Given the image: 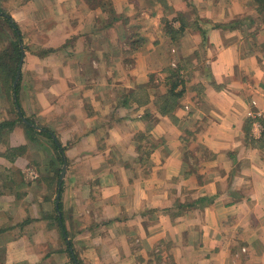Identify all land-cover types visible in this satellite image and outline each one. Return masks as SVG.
Returning a JSON list of instances; mask_svg holds the SVG:
<instances>
[{
	"label": "crops",
	"instance_id": "crops-1",
	"mask_svg": "<svg viewBox=\"0 0 264 264\" xmlns=\"http://www.w3.org/2000/svg\"><path fill=\"white\" fill-rule=\"evenodd\" d=\"M0 10L22 36L18 113L59 146L36 160L28 130H0V264H264V0Z\"/></svg>",
	"mask_w": 264,
	"mask_h": 264
},
{
	"label": "rangeland",
	"instance_id": "rangeland-1",
	"mask_svg": "<svg viewBox=\"0 0 264 264\" xmlns=\"http://www.w3.org/2000/svg\"><path fill=\"white\" fill-rule=\"evenodd\" d=\"M1 11V10H0ZM16 37L13 34L12 30L10 29V26L8 25V23L6 21H4L2 18L0 19V70L4 67V68H15L16 66L20 65V60L18 63V60L14 61V58H17L18 53H14V47H13V43L15 41ZM13 53V54H12ZM171 67L173 69V71L175 72L176 70H179L180 76L177 78H175V82L180 81V79L184 78V72L182 69L178 68V64L176 63V61H172L171 62ZM19 69V67H18ZM174 79V78H173ZM177 80V81H176ZM15 83V82H14ZM171 84V87L174 85ZM1 86L2 83L0 82ZM0 86V88H1ZM14 86V85H13ZM3 89V88H2ZM179 90V89H178ZM3 92V91H2ZM179 92V91H178ZM4 94V92H3ZM13 95H10V97H8L7 102L9 105V108L11 110V114L9 115V117H11V120L9 123H5V125L3 126V128L1 130H4L6 128H11L14 127L16 125L19 124V126L23 127V129H25L26 131L28 130V135L30 137V140L32 142V144H34L30 151V154L32 155V158L38 160L41 159V155L39 154L40 152L44 153V148L50 144L53 143L52 139H50L48 136H44L42 134L44 130V128H41V126H39L32 118L28 119L25 116L22 115V113L19 111V116L17 114L18 112V107L16 105V100L13 99L12 97ZM2 102V101H1ZM19 117L22 119V122L19 121ZM25 119L28 123H30L31 125L27 124L24 122ZM12 121V122H11ZM17 123L16 125H11V123ZM33 129H35V132L32 131ZM41 131V132H40ZM2 131H0L1 134ZM3 135H0V148H3L2 146H4L3 144H1L2 140H3ZM6 140V139H5ZM8 141V140H6ZM5 149V148H3ZM12 150H8L6 149V154L10 157L13 158V155L17 154V152ZM26 152L25 149L20 148L18 150V153H21V155H24V153ZM63 168V167H62ZM35 170L32 167H28L26 169V175H29L30 171ZM36 171V170H35Z\"/></svg>",
	"mask_w": 264,
	"mask_h": 264
},
{
	"label": "trees",
	"instance_id": "trees-1",
	"mask_svg": "<svg viewBox=\"0 0 264 264\" xmlns=\"http://www.w3.org/2000/svg\"><path fill=\"white\" fill-rule=\"evenodd\" d=\"M3 19L4 21H6L8 23V25L10 26V29L12 30L13 34L16 36V41L13 43V47H14V53H18L17 55V58L15 57L14 58V61L15 60H18V63H19V60H20V56H21V52H20V43H21V40H22V36H21V33H20V30L17 26V24L12 20L11 17H9L8 15H6L4 12H0V19ZM18 67L19 66H16L15 68H2L0 70V82L2 83V88H3V91L4 93L10 97V95H13V99H16V105L19 106V88H20V82L18 83L17 87L14 88V82H15V79H16V76H17V72H18ZM177 76L179 77L180 76V73H179V70H176L175 72H173V78L175 80V78H177ZM177 81V80H176ZM176 85H177V82H176ZM176 85H173V89H175ZM15 94L17 95L16 98H15ZM171 94H176L175 96H179V93H174V91H171ZM18 116H19V113L17 112ZM19 121L22 122V119L19 117ZM16 123H11V125H14ZM4 125L0 126V130L3 128ZM32 130V129H31ZM32 131L35 132V129H33ZM42 134L44 136H48L50 139H52V141L54 142L56 148H59V146L57 145L56 141L54 140L53 138V134L48 132V131H43ZM21 154V153H20Z\"/></svg>",
	"mask_w": 264,
	"mask_h": 264
},
{
	"label": "water",
	"instance_id": "water-1",
	"mask_svg": "<svg viewBox=\"0 0 264 264\" xmlns=\"http://www.w3.org/2000/svg\"><path fill=\"white\" fill-rule=\"evenodd\" d=\"M23 59H24V57L22 56V57H21V60H20L19 70H18V72H17V76H16V79H15L14 88L17 87L18 81H19L20 76H21V69H22ZM15 97H16V94H15ZM23 120H24L25 123L31 125V124L28 123L25 119H23ZM66 170H67V165L65 164L64 167H63V171H62L61 179H63Z\"/></svg>",
	"mask_w": 264,
	"mask_h": 264
},
{
	"label": "built area",
	"instance_id": "built-area-1",
	"mask_svg": "<svg viewBox=\"0 0 264 264\" xmlns=\"http://www.w3.org/2000/svg\"><path fill=\"white\" fill-rule=\"evenodd\" d=\"M37 174H36V172L33 170V171H30L29 172V178L31 179V180H35V179H37Z\"/></svg>",
	"mask_w": 264,
	"mask_h": 264
}]
</instances>
